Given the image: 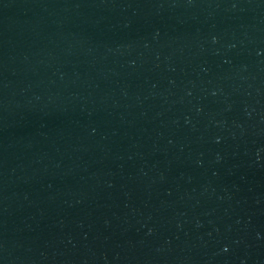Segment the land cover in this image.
Masks as SVG:
<instances>
[{
    "label": "water",
    "instance_id": "95a60500",
    "mask_svg": "<svg viewBox=\"0 0 264 264\" xmlns=\"http://www.w3.org/2000/svg\"><path fill=\"white\" fill-rule=\"evenodd\" d=\"M0 264H264V0H0Z\"/></svg>",
    "mask_w": 264,
    "mask_h": 264
}]
</instances>
